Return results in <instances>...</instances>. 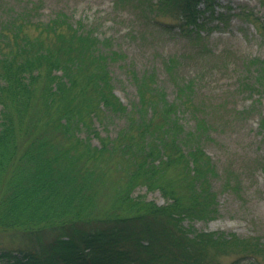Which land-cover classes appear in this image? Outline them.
Instances as JSON below:
<instances>
[{"label":"trees","instance_id":"obj_1","mask_svg":"<svg viewBox=\"0 0 264 264\" xmlns=\"http://www.w3.org/2000/svg\"><path fill=\"white\" fill-rule=\"evenodd\" d=\"M113 5L117 11L131 8L149 23L160 14L177 19L192 52L163 63L175 99L167 98L155 70H131L136 96L124 104L111 71L123 55L62 11L35 24L37 35L27 30L36 6L0 14V233L20 231L29 243L27 249L0 251V264H209L204 250L230 245L264 253L257 240L190 236L191 228L183 225L218 211V169L204 147L211 140L210 100H197L200 77L179 70L195 55L210 54L205 35L215 20L227 23L225 13L216 11L215 0ZM254 22L264 31V20ZM242 65L238 88L264 95V59L243 58ZM181 108L195 121L191 129ZM254 109L255 104L240 114L247 117ZM117 117L124 121L117 134L93 145L91 136L99 135L94 122ZM258 127L264 140V112ZM115 156L123 164L116 167L112 203L105 216L95 217L101 181L96 165ZM259 165L264 172V150ZM140 185L160 190L166 203L133 196Z\"/></svg>","mask_w":264,"mask_h":264},{"label":"rangeland","instance_id":"obj_2","mask_svg":"<svg viewBox=\"0 0 264 264\" xmlns=\"http://www.w3.org/2000/svg\"><path fill=\"white\" fill-rule=\"evenodd\" d=\"M26 6L38 8L27 29L30 35H37L40 31L35 24L46 22L62 11L72 22H81L84 28L94 30L99 38L109 39L112 48L123 55L112 63L111 71L115 78L114 92L124 104L129 106L136 96L129 74L131 70L137 73L155 70L166 88L167 98L175 99L176 92L163 63L172 55H190L192 48L179 32L174 16L160 14L155 23L145 22L131 8L117 11L113 0H0V8H3L0 14H5L11 7L22 10ZM215 9L223 11L228 21L224 25L215 20L211 23L212 30L203 34L211 48L210 54L195 55L186 66H181L179 72L189 78L200 77L197 100H210L211 140L204 143V147L218 169V176L213 181L218 211L211 218L185 220L183 225L191 228L190 236L201 232L219 233L226 238L235 235L239 239L257 240L264 248V172L259 165L264 140L258 127L260 115L264 112V95L238 88L242 59H264V31L259 30L254 22L255 19L264 20V5L262 0H215ZM223 104L225 106L220 107ZM253 104V113L242 117L240 113ZM181 109L183 123L186 129H191L195 121L186 109ZM123 124L119 117L108 118L106 122L96 120L94 129L99 135H92L91 143L97 146L101 136L114 137ZM119 164H123L122 158L115 156L114 161L103 160L96 165L101 181L95 188V217L105 216L109 210L114 188L112 182L119 176L116 170ZM170 174L173 175L174 171ZM133 196L158 205L166 203L160 190H150L144 185L138 186ZM28 246L20 231L0 233V251H18ZM203 254L209 264H252V260L264 264V253L254 255L244 251L242 246H210Z\"/></svg>","mask_w":264,"mask_h":264}]
</instances>
